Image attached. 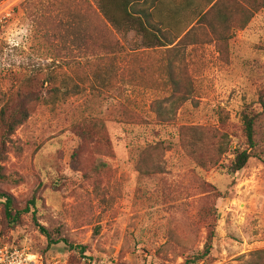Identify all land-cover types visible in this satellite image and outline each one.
I'll return each instance as SVG.
<instances>
[{
	"label": "rangeland",
	"instance_id": "rangeland-1",
	"mask_svg": "<svg viewBox=\"0 0 264 264\" xmlns=\"http://www.w3.org/2000/svg\"><path fill=\"white\" fill-rule=\"evenodd\" d=\"M24 1L0 2V110L16 104L34 69L41 72L32 88L45 101L30 106L0 162L6 177L0 191L14 198L16 211L29 207L11 224L0 200V245L25 246L44 264L56 259L59 264H184L202 248L206 221L200 210L212 204L217 209L213 246L210 256L195 264H264V117L255 125V156L234 176L224 170L234 151L245 148L243 111H262L264 8L245 24L233 0H223L235 12L240 33L229 31L228 21L220 31H203L199 25L172 50L143 49L135 33L118 34L125 52L101 74L116 75L111 88L92 79L94 90L79 83V94L50 105L43 82L50 69L60 76L73 75L79 67L87 80L92 74L82 50L63 36L64 28L51 29L46 6L38 7L37 17H27ZM165 39L172 41L167 34ZM168 68L175 92L167 89ZM179 98L186 103L174 110ZM155 99L174 119L128 125L130 112L154 121L150 105ZM94 120L105 125L101 142L84 144L72 127ZM184 123L201 125L205 137L215 131L226 135L223 146L229 151L216 166L201 169L188 156L178 130ZM1 133L0 126V138ZM156 141L167 150L162 159L150 157L141 164L138 153ZM216 145L214 140L202 154L212 157ZM98 160L107 167L93 173ZM154 164L160 173L143 176ZM38 225L51 241L60 242L48 245Z\"/></svg>",
	"mask_w": 264,
	"mask_h": 264
},
{
	"label": "trees",
	"instance_id": "trees-1",
	"mask_svg": "<svg viewBox=\"0 0 264 264\" xmlns=\"http://www.w3.org/2000/svg\"><path fill=\"white\" fill-rule=\"evenodd\" d=\"M2 1L0 0V2ZM222 2L223 0H95L94 4L89 0H25L21 3V8L27 17H31V15H36L37 17L38 7L46 6L45 13L48 14L45 16V19L51 24V29L60 31V28H64L62 30L65 31L63 32V36L72 39V42L77 44V47L82 50L81 59L92 74V77L88 79L89 81L91 80L89 83L86 75L84 77L78 74V71L81 70L79 67L74 68L73 75L62 73L60 76L57 75L58 73L53 68L50 69L43 79L44 84L48 85V88L45 90L47 95H49L46 104L55 105L58 102H65L68 98L79 94L81 90L79 83L88 84L89 88L94 90V80L92 81V79L98 81L100 85L109 86L110 89L116 75L101 76V74L109 72L108 69H105L107 63L113 67L112 62L117 56L125 52L123 43L117 37L118 34L124 36L130 32L135 33L140 38L143 49L172 46L169 48L172 50L179 43L183 42L192 30L203 23L205 19L222 20L221 26L227 21L233 20L232 17L235 12L233 13V10L227 8V6L218 12L217 8ZM232 3L239 8V12H242L245 24L251 20L255 12L264 8V0H233ZM147 4V9H138L140 6ZM229 5L231 6L232 4ZM222 13L223 16H226L224 19H221ZM166 34L172 38L169 44H166ZM59 39L62 38L59 37ZM76 64L80 65L81 63L79 61ZM50 65H53L52 61ZM40 72V69H34L33 77H28L24 80V84L22 85L23 91L17 94L16 104L12 108L8 110L1 108L0 110V126L2 130L0 138V162L6 152L7 145L10 143L11 136L28 119L30 106L39 101H45L41 96V92L32 88L35 82L38 81L37 75ZM167 76V89L173 92L177 91L178 88L175 85L169 68L167 69ZM172 94H169L166 100H169L168 98H171ZM171 100L173 98L169 101ZM184 100H177L173 109L178 110L181 108L186 103V100ZM160 103L161 101L155 99L150 105V112L154 115V121L152 119V121L145 120L143 116L141 117L130 112L127 115L129 119H127L128 125H162L174 119L169 115L170 113L161 112L162 105ZM258 104L262 110L261 112L254 113L247 108L241 115L245 148L235 150L233 159L228 166L224 167L225 173L230 177L240 172L247 165L248 161L255 156V125L261 117H264V96L258 99ZM84 125L86 127L83 125H74L72 127L73 132L79 137L80 141L84 144H97V142H101L104 123L101 120H94ZM201 128V125L184 123L178 127V130L182 131L181 141L184 149L188 152V156L193 160L195 158L196 165L204 169L209 166H216L220 158L227 154L229 148L223 146V140L226 135L221 134L217 136L215 135L217 131H215L213 134L205 137L201 132L203 131ZM183 135L185 136L183 137ZM214 140H217V145L212 150L214 151L212 157H205L202 153L210 151L209 147L214 145ZM166 151L162 147V143L156 141L148 144L146 148H142L137 156L141 164H145L150 157L162 159ZM106 167L107 165L104 162L98 160V163L93 165L92 172L100 173ZM159 173V167L155 164L146 166L144 171H142L143 176L146 177L156 176ZM5 178L3 170L0 167V180H5ZM200 186H206V183L201 181ZM0 200H3V215L11 224L18 223L22 212H29V207L16 211L14 209V198L6 192L0 191ZM32 205H35L34 200ZM200 212L206 221V237L201 250H197L191 255V258H185L184 264H195L209 257L211 253L213 239L215 238L217 209L216 206L211 204L208 208H202ZM37 227L40 234L49 240L48 245L60 242L51 241L48 231L39 225ZM2 245L4 244L0 246ZM7 245L21 246L14 244Z\"/></svg>",
	"mask_w": 264,
	"mask_h": 264
},
{
	"label": "built area",
	"instance_id": "built-area-1",
	"mask_svg": "<svg viewBox=\"0 0 264 264\" xmlns=\"http://www.w3.org/2000/svg\"><path fill=\"white\" fill-rule=\"evenodd\" d=\"M0 264H44L42 258L29 251L25 246H0ZM53 264H59L56 259Z\"/></svg>",
	"mask_w": 264,
	"mask_h": 264
},
{
	"label": "crops",
	"instance_id": "crops-1",
	"mask_svg": "<svg viewBox=\"0 0 264 264\" xmlns=\"http://www.w3.org/2000/svg\"><path fill=\"white\" fill-rule=\"evenodd\" d=\"M226 5L224 3H222L221 5L218 6L217 10L218 12L222 11L221 9H223ZM221 19H224V17H221ZM222 20L219 19H205V21L203 23H201L200 25H202V30H215V31H220L221 30V24H222ZM236 23L239 24V22L234 21V20H230L228 21V28L229 31L234 32L236 29V31H238V33H240L239 29L241 28L240 26H238ZM249 23V22H248ZM240 27V28H239ZM170 47V46H169ZM213 47V46H212Z\"/></svg>",
	"mask_w": 264,
	"mask_h": 264
}]
</instances>
